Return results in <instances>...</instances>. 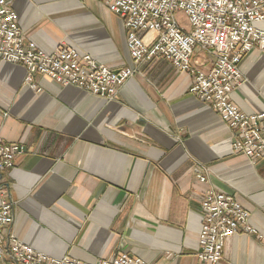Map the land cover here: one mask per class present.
<instances>
[{"label":"crops","instance_id":"0c3cea01","mask_svg":"<svg viewBox=\"0 0 264 264\" xmlns=\"http://www.w3.org/2000/svg\"><path fill=\"white\" fill-rule=\"evenodd\" d=\"M26 42L91 55L114 71L134 67L123 18L102 0H7ZM257 27L264 30V22ZM146 42H149L153 35ZM193 64L208 70L209 52ZM136 68L113 101L0 62V136L25 147L0 175V204L14 207L9 234L53 258L95 264L128 255L147 264L198 259L202 201L209 190L235 196L254 235L225 242L218 264H264V160L232 150V130L198 97L192 78L165 59ZM232 103L264 111V53L240 65ZM204 169L206 183L197 174Z\"/></svg>","mask_w":264,"mask_h":264},{"label":"built area","instance_id":"2783aa9c","mask_svg":"<svg viewBox=\"0 0 264 264\" xmlns=\"http://www.w3.org/2000/svg\"><path fill=\"white\" fill-rule=\"evenodd\" d=\"M109 11L124 20L127 48L134 67L114 71L99 64L91 55L59 46L50 53L26 42L17 13L0 0V62L16 64L26 72L31 90L41 93L35 75L74 87L96 97L113 101L118 91L136 74L137 66L154 59H165L189 75V94L208 105L232 130V150L252 162L264 160V111L242 113L231 101V94L244 83L240 69L243 58L253 50L264 53V0H102ZM182 13L191 24L186 31L176 21ZM154 37L146 42L148 35ZM197 50L209 52L213 61L208 70L193 64ZM25 147L8 143L0 136V175L15 168ZM197 178L206 183L204 169ZM202 227L198 240V259L218 264L225 242L243 233L254 235L250 213L232 195L209 190L202 201ZM14 223L12 203L0 204V264H89L68 257L53 258L34 250L9 234ZM95 264H147L123 255Z\"/></svg>","mask_w":264,"mask_h":264},{"label":"rangeland","instance_id":"374dc122","mask_svg":"<svg viewBox=\"0 0 264 264\" xmlns=\"http://www.w3.org/2000/svg\"><path fill=\"white\" fill-rule=\"evenodd\" d=\"M176 21H177V23L181 26V27H183L186 31H191V24H190V21H189V19L186 17V16H184L182 13H180V12H178V13H176ZM152 35H148L147 37H151ZM146 37V38H147ZM153 37H154V34H153ZM148 38V39H149Z\"/></svg>","mask_w":264,"mask_h":264}]
</instances>
